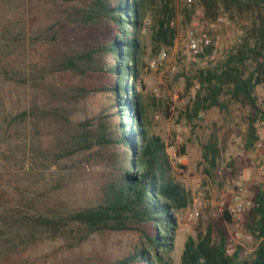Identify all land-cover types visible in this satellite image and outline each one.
I'll use <instances>...</instances> for the list:
<instances>
[{
	"label": "trees",
	"instance_id": "trees-1",
	"mask_svg": "<svg viewBox=\"0 0 264 264\" xmlns=\"http://www.w3.org/2000/svg\"><path fill=\"white\" fill-rule=\"evenodd\" d=\"M172 1L161 0L170 18ZM188 6L206 22L247 24L236 53L195 72L177 123L200 127L210 110L248 108L250 150L264 121V0ZM146 15L147 0H0V264H175L177 214L193 198L147 129L138 88ZM174 29L161 22L158 43L173 46ZM201 147L203 172L219 184L217 129ZM252 201L251 252L229 254L223 231L198 222L177 264H264V189Z\"/></svg>",
	"mask_w": 264,
	"mask_h": 264
},
{
	"label": "rangeland",
	"instance_id": "rangeland-1",
	"mask_svg": "<svg viewBox=\"0 0 264 264\" xmlns=\"http://www.w3.org/2000/svg\"><path fill=\"white\" fill-rule=\"evenodd\" d=\"M162 4L161 0H147L145 28L141 35L144 53L141 58L138 88L143 95L149 135L159 136L165 142L174 177L192 193L193 200L190 207L177 214L175 249L170 254L174 263L177 264L180 261L184 243L187 237L195 232L198 222L202 223L203 228L213 224L215 230L223 231L231 248L239 246L232 238L235 228L225 224L221 219L222 215L213 204L220 200L228 202L231 200L236 185L227 184L226 179L241 180L252 200L261 189H264V180L260 174V163L256 158L255 150L256 144L262 142L264 152V121L256 124L259 137L250 150L246 148L248 124L244 121V117L249 113L248 108L236 109L231 116L226 113L220 114L216 109L210 110L204 120L197 123L200 127L192 128L191 125L177 123L180 112L191 100L193 88L189 87V81L196 84L193 77L195 72L209 68L184 56L185 32L196 24L206 26L207 22L203 20L202 8L197 6L196 9H192L193 6H188L186 0L172 1L174 8L172 18L163 12ZM185 9L190 11L189 15L185 14ZM167 19H170L171 26L176 31L174 44L171 47L161 45L156 40L160 23ZM162 52L168 53L167 61L159 68H152L151 62ZM172 65L176 66L174 71ZM257 106L264 110V88H259ZM216 129L226 148L222 166L218 170L219 184L208 179L203 172L204 165L201 164V144L204 137L211 135ZM183 146H185V153L182 155ZM172 149L176 151V157L172 156ZM192 211H198L200 216L190 219ZM243 232L244 238L240 243L245 246L244 249L247 252H251L256 241L247 232L245 225ZM249 236H251L250 239H248Z\"/></svg>",
	"mask_w": 264,
	"mask_h": 264
},
{
	"label": "built area",
	"instance_id": "built-area-1",
	"mask_svg": "<svg viewBox=\"0 0 264 264\" xmlns=\"http://www.w3.org/2000/svg\"><path fill=\"white\" fill-rule=\"evenodd\" d=\"M188 5H191L194 0H186ZM246 22H236L228 16L223 15L214 21L206 23V26L195 25L185 32V50L184 56L191 58L195 63L202 64L204 67H215L224 62L230 54L236 53L243 44V37L245 35L244 27ZM168 59V53L162 52L159 57L151 62L152 68H159L163 66ZM176 66L172 65L174 71ZM172 156L176 157L177 153L172 149ZM256 158L260 163L259 170L264 180V152L263 143L259 142L255 146ZM241 179V178H240ZM227 184H235L232 198L227 200L217 201L215 204L218 212L223 215L229 212L232 216V223L228 224L235 228L233 240L241 245V239L244 238V223L245 215L253 205L252 199L248 196V189L241 182V180L226 179ZM198 211H192L190 219L199 217ZM251 236L248 237L250 239ZM234 249L229 247L227 252L234 253Z\"/></svg>",
	"mask_w": 264,
	"mask_h": 264
}]
</instances>
